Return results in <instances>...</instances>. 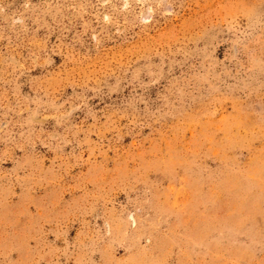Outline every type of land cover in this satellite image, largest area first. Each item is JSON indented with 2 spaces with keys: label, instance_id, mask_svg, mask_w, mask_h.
Here are the masks:
<instances>
[{
  "label": "rangeland",
  "instance_id": "rangeland-1",
  "mask_svg": "<svg viewBox=\"0 0 264 264\" xmlns=\"http://www.w3.org/2000/svg\"><path fill=\"white\" fill-rule=\"evenodd\" d=\"M0 264H264V0H0Z\"/></svg>",
  "mask_w": 264,
  "mask_h": 264
}]
</instances>
